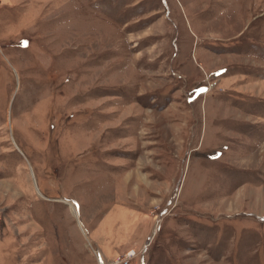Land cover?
<instances>
[{
	"label": "rangeland",
	"instance_id": "obj_1",
	"mask_svg": "<svg viewBox=\"0 0 264 264\" xmlns=\"http://www.w3.org/2000/svg\"><path fill=\"white\" fill-rule=\"evenodd\" d=\"M0 264H264V0H0Z\"/></svg>",
	"mask_w": 264,
	"mask_h": 264
}]
</instances>
